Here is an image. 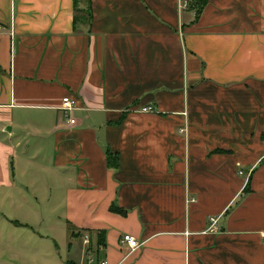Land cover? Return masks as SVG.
<instances>
[{
  "label": "crops",
  "instance_id": "0c3cea01",
  "mask_svg": "<svg viewBox=\"0 0 264 264\" xmlns=\"http://www.w3.org/2000/svg\"><path fill=\"white\" fill-rule=\"evenodd\" d=\"M184 2L0 0V264H264V0Z\"/></svg>",
  "mask_w": 264,
  "mask_h": 264
},
{
  "label": "built area",
  "instance_id": "2783aa9c",
  "mask_svg": "<svg viewBox=\"0 0 264 264\" xmlns=\"http://www.w3.org/2000/svg\"><path fill=\"white\" fill-rule=\"evenodd\" d=\"M184 7L187 6V3L184 2L183 4ZM0 30H1V26H0ZM77 109V101L74 98H65L63 100L62 106H61V110L64 112L65 116L68 118V122L71 125H75L76 124V120L73 117L74 116V111ZM153 110V108L148 107V108H144L143 111L144 112H151ZM243 173H241L242 175ZM251 174V173H250ZM250 174L248 176V178L250 177ZM220 219L221 217H211L209 218V232H218L220 230L219 228V223H220ZM85 243L88 244L89 243V238H85ZM120 246L122 248H127L129 251H134L139 249L142 244L139 243V241L134 238L133 236L126 234L124 236L121 237L120 240ZM90 262H92V258H90L89 260ZM100 264H106V262H102Z\"/></svg>",
  "mask_w": 264,
  "mask_h": 264
},
{
  "label": "rangeland",
  "instance_id": "374dc122",
  "mask_svg": "<svg viewBox=\"0 0 264 264\" xmlns=\"http://www.w3.org/2000/svg\"><path fill=\"white\" fill-rule=\"evenodd\" d=\"M46 203L42 204L45 205ZM46 217V221L41 222L40 224H36V226L29 228H21L19 231H15L13 236L15 237H34V236H44L48 237V239H52L53 237L63 238L68 236L66 226L62 223L58 226V223H54V217L58 215L56 214H49L43 213ZM9 232L5 231L4 236H8ZM84 241V238H83ZM35 248V247H33ZM1 250V247H0Z\"/></svg>",
  "mask_w": 264,
  "mask_h": 264
},
{
  "label": "trees",
  "instance_id": "16d2710c",
  "mask_svg": "<svg viewBox=\"0 0 264 264\" xmlns=\"http://www.w3.org/2000/svg\"><path fill=\"white\" fill-rule=\"evenodd\" d=\"M89 1L90 0H74V6H75V12L77 14V18L80 19V17L81 18L82 17H85V18L89 17L88 12L81 8L82 4H84V3L88 4ZM190 4L193 6V9L197 11L196 15L198 17L201 10L206 6L207 0H191V2H187V7H189ZM79 22H81V21H79Z\"/></svg>",
  "mask_w": 264,
  "mask_h": 264
}]
</instances>
